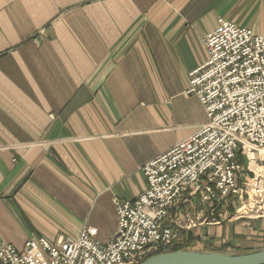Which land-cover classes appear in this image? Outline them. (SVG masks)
<instances>
[{"label":"crops","instance_id":"crops-1","mask_svg":"<svg viewBox=\"0 0 264 264\" xmlns=\"http://www.w3.org/2000/svg\"><path fill=\"white\" fill-rule=\"evenodd\" d=\"M220 19L264 34V0H0V244L114 237L113 198L206 121L188 75ZM190 201L199 223L173 246L264 247V217L206 225Z\"/></svg>","mask_w":264,"mask_h":264},{"label":"built area","instance_id":"built-area-1","mask_svg":"<svg viewBox=\"0 0 264 264\" xmlns=\"http://www.w3.org/2000/svg\"><path fill=\"white\" fill-rule=\"evenodd\" d=\"M201 41L207 59L189 72L186 93L206 121L141 167L146 187L134 199L113 198L114 237L100 243L84 228L76 239L29 238L22 250L1 243L3 264H138L199 223L188 209L193 197L209 211L202 223H219L214 212L232 196L255 212L247 216L264 217V165L257 173L249 167L264 162L249 156L264 151V34L220 19Z\"/></svg>","mask_w":264,"mask_h":264},{"label":"water","instance_id":"water-1","mask_svg":"<svg viewBox=\"0 0 264 264\" xmlns=\"http://www.w3.org/2000/svg\"><path fill=\"white\" fill-rule=\"evenodd\" d=\"M138 264H264V247L236 253L170 250L148 256Z\"/></svg>","mask_w":264,"mask_h":264},{"label":"rangeland","instance_id":"rangeland-1","mask_svg":"<svg viewBox=\"0 0 264 264\" xmlns=\"http://www.w3.org/2000/svg\"><path fill=\"white\" fill-rule=\"evenodd\" d=\"M255 153V156L256 155H260L261 157L264 155V151L263 150H260L259 151V153H256V152H253V153H251L249 156H252L253 154ZM263 153V154H262ZM262 154V155H261ZM254 157V156H253ZM262 165H264V162H262V163H259V166L261 167V168H259V166L257 165H255V163H253V161H251L250 162V165H249V167H250V169L252 170V171H254L255 173H257L258 171H263V168H262ZM248 176L250 175L251 177H252V175H253V172H247L246 173ZM259 174V173H258ZM262 174H264V172H262ZM224 204H226V206H225V208L224 209H222L221 211H219L220 209H217L216 208V211L214 212V219H218L219 221H221V220H225V215H224V213L223 214H221V217L220 218H218V216H220V212H222V211H224L225 210V213L228 215V216H230V217H233V216H237V215H239V214H241V213H244V214H246V215H249V214H255V212L253 211V212H248V211H246V208H240V206H239V201H238V199L236 198V197H228L225 201H224ZM207 225V224H206ZM207 245V244H206ZM227 246L228 245H224L222 248H220V249H217V250H219L220 252H226V251H231V250H235V251H232L233 253H236L237 251H236V249H233V248H231V249H226L227 248ZM172 247V245H170V246H168V247H160L159 249H156V250H153L151 253H149V254H147L146 255V257H148V256H151V255H153V254H156V253H159L158 251H160V250H164V251H170L171 248ZM208 248V250H209V246L207 247ZM170 249V250H169ZM186 249H188V247H186ZM164 251H162V252H164ZM219 251H217V252H219ZM154 252V253H153ZM145 257V258H146Z\"/></svg>","mask_w":264,"mask_h":264},{"label":"trees","instance_id":"trees-1","mask_svg":"<svg viewBox=\"0 0 264 264\" xmlns=\"http://www.w3.org/2000/svg\"><path fill=\"white\" fill-rule=\"evenodd\" d=\"M241 160L243 161L244 159L242 158ZM189 242H190V240L184 241L183 243L178 242L177 245H175V246L172 245V247L170 249L171 250L186 249V247H188V245H189ZM162 251H164V250H160L158 252H162Z\"/></svg>","mask_w":264,"mask_h":264},{"label":"bare ground","instance_id":"bare-ground-1","mask_svg":"<svg viewBox=\"0 0 264 264\" xmlns=\"http://www.w3.org/2000/svg\"><path fill=\"white\" fill-rule=\"evenodd\" d=\"M250 154H251V153H250ZM250 154H249V155H250ZM262 154H263V153H262ZM262 154H261V155H262ZM253 156L255 157V153H254L252 156H250V158H252ZM259 168H261V167L259 166ZM258 172H259V171H258ZM259 174H260V173H259ZM153 253H154V252H153ZM148 254H149V253H148Z\"/></svg>","mask_w":264,"mask_h":264}]
</instances>
